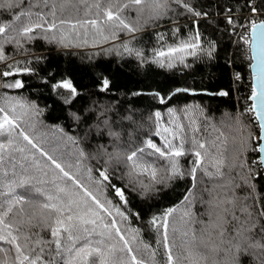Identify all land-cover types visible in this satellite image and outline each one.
Listing matches in <instances>:
<instances>
[{"label":"trees","instance_id":"1","mask_svg":"<svg viewBox=\"0 0 264 264\" xmlns=\"http://www.w3.org/2000/svg\"><path fill=\"white\" fill-rule=\"evenodd\" d=\"M15 2L19 7L0 10V26L11 24L15 28L27 23L28 17L20 16V20H16V16L29 11L33 14V21L43 16L51 23L53 17L50 13L55 4L58 27L48 32L40 28L35 29L30 35L36 38L31 41L26 37L19 38L22 48L17 46L15 40L8 39L15 35L12 29L0 35V46L7 58L0 61V70H13L16 67L23 70L25 66L34 69L31 73L22 71L13 76L0 77V82L11 83L20 79L24 83L21 89L0 87V97L27 101L42 110L39 115L29 113L23 118L24 122H21L20 128L16 129V146L25 147V152L12 151L11 156L5 154L4 162L0 164V192H7L8 185L13 181L18 182L20 175L34 177L32 183L37 184L39 180L50 181L54 173H59L46 157H42L27 141L19 137L21 129L36 143L45 140L46 143L41 146L49 154H53L52 147L60 144L54 154L57 159L71 160L74 163L79 150H83L85 157L81 161L79 174L83 178L82 182L94 190L104 191V195L112 200L113 205H116L118 198L113 199L109 194L111 190L105 189L103 185L89 182L88 168L92 169L93 180L99 178L98 170L107 168L109 173L114 172L113 183L124 184L127 177H121L126 169L122 165L117 166L115 161L112 166L107 165L108 153L123 155L148 139L158 146L163 145L164 137L171 139L172 132L177 134L173 143L178 144L179 136L186 134L189 140L195 137L204 142L208 149V155L204 157L196 172L195 181L191 176H185L183 180L170 183L160 193L151 197L141 194L139 184L135 188L129 184L126 192L128 204L125 207L131 214L125 211L127 220H124L112 210V216L116 218L122 233L128 238L129 232L125 230H139L134 233L136 239L132 248L138 258L144 259L148 264H166L165 243L172 248L174 256L178 252L186 254V247L196 252H204L208 260L203 264H213L214 261L216 264H232L234 256L237 255L239 264H264V248L254 246L264 243L261 235L257 234L259 224L264 223V218L257 215L264 211V169L260 161L257 138L260 130L255 118L246 114L252 107L250 97L253 94L250 25L256 18L264 19V13L251 12L250 4L258 6L259 0H187L193 12L171 4L173 10L159 20L148 19L145 12L140 19L144 30L135 34V40H131L130 34L120 31L115 39L107 41L102 36H97L91 25L85 26V37L84 28L78 26L73 31L68 24L60 25L59 21L93 19L98 11L102 17L101 10L107 6L108 0H99V10L94 7L97 0ZM124 2L126 0H114L117 7ZM5 3L6 0H0V4ZM115 10L114 7L113 11ZM194 12L207 15L195 16ZM121 15L128 17L131 22L136 19L137 13L133 8H126ZM229 16L233 20L231 24L228 23ZM47 26L44 24L45 28ZM61 30L68 37L63 43L58 42ZM197 31L200 33V44L204 51L197 57L186 56L185 63L188 67L177 62L172 69L161 68L154 63H143L139 58L123 51V44L131 40L130 46L141 49L151 60L153 46L157 49L163 46L164 50H167V45H178L181 41L193 37ZM157 32L164 34L163 40L155 39ZM54 33L56 39H52ZM45 36L48 39H45ZM85 39L87 43L84 42ZM209 50L210 56L206 54ZM8 65L12 68L7 67ZM237 75L239 79H236ZM104 77L113 84L110 91H101L99 88ZM61 80H71L77 88V95L71 98L70 103H65L64 100V97L69 96L67 90L52 89V84ZM176 88H189L191 91L177 94L173 97L176 103L170 102L168 105L160 104L152 95L155 92L167 94ZM219 90H227L229 95L220 97L206 94ZM169 107L186 108L188 111L177 113V116L173 117L168 113ZM17 111L22 112L23 109L18 107ZM156 111L161 112L158 121L154 115ZM73 113L79 116V119H75ZM33 123L34 130L28 127ZM165 127L171 131L163 132ZM57 128H62L63 134L57 132ZM60 137L63 139H58ZM67 137H74L77 144L73 145ZM5 140L6 137H0V142ZM185 147L189 148L190 143ZM201 152L204 150L201 149ZM30 153H35L42 165L50 166L43 170L48 173L47 176L32 167L30 160H22L23 156ZM219 158L224 160L221 169L223 177L216 175L215 161ZM178 159L184 170L193 166L194 157L190 153L186 152ZM20 163L29 168L27 173L22 171ZM203 168H207L213 176L204 175L201 171ZM70 171L75 172V169ZM5 172L7 175H4ZM139 179L144 183L149 182L146 176ZM68 183L71 184V181ZM37 187L51 190L52 184H37ZM15 191L19 194L23 190L17 187ZM188 192L192 193V216L181 220L180 213L186 207L184 197ZM233 198L234 203H228V200ZM37 199L44 201L43 196H38ZM101 199L103 200V197ZM244 205L250 206L248 211L253 213L252 217H248L243 211ZM24 208L25 216L17 215L19 208H15L6 222L14 223L31 217V224L25 223L21 227V233L30 237L27 241L28 247L35 249L31 256L34 258L40 249L44 248L42 260L45 264L53 257L56 264H59L62 257H55L54 251L52 256H49V249L54 250V244L36 243L37 240L53 239L47 225L53 222L55 213L27 204ZM169 208H177V212L168 217L169 239L165 242L163 228L157 230L150 221L154 217H162ZM121 211H124L123 207ZM232 213L239 217V221L233 219ZM209 214L212 224L209 222ZM101 215L105 223L112 219L106 213ZM162 223V219L157 220L158 225ZM252 223L256 224V228L247 232ZM214 224L223 227V237H219V229L215 228ZM205 226H208L212 234V239L205 241L207 247L199 239L201 229ZM173 228L176 230L173 231ZM190 229L195 230L197 240H192ZM238 229L242 231L241 236H237ZM185 232H189V235L185 236ZM14 235L19 233L14 232ZM94 238L99 239L98 236ZM17 243L21 246L26 243L22 235ZM145 244L148 245L147 249ZM237 244L242 249L239 253L234 247ZM0 248L5 249L0 251V264H18L13 245L0 241ZM213 248L215 251H212ZM183 264L189 262L185 260Z\"/></svg>","mask_w":264,"mask_h":264},{"label":"snow or ice","instance_id":"2","mask_svg":"<svg viewBox=\"0 0 264 264\" xmlns=\"http://www.w3.org/2000/svg\"><path fill=\"white\" fill-rule=\"evenodd\" d=\"M44 2L47 3L48 0H44ZM82 2H86V0H82ZM171 4H176L178 7L182 6L186 11L193 12L187 0H126V2L119 7L116 6L114 0H108L107 6L101 10L103 12L102 17L100 11H98L96 18L93 19L76 21L61 19L59 23L60 25L68 24L73 31H75L78 26L84 28L85 37L87 36V28L85 26L91 25L95 34L97 36H102L105 41L115 39L120 31L130 34L131 40H135V34L138 32L142 33L144 30L143 25L140 23L141 16L147 12L148 19L154 21L159 20L166 16L169 11L173 10ZM14 7H19L15 0H6L5 4H0V10H10ZM55 7V4H53V10L50 13L53 17L51 23H48L43 16L33 21L31 19L33 14L30 11L21 12L20 15L16 16V20H20V16H26L28 17V22L22 23L15 28L11 24L2 25L0 26V35H3L6 30L12 29L15 35L8 37V39L15 40L17 46L22 48L23 46L20 44L19 38L26 37L31 41L36 38L30 35L35 29L40 28L43 29L44 32H48L58 27L55 18ZM94 7L98 10L100 9L99 0L94 4ZM114 7L116 9L115 11H113ZM250 7L253 14L264 13V0H259L258 6L250 4ZM126 8L135 9L137 13L135 20L130 22L128 17L121 15ZM193 14L195 16L207 15V13L202 14L200 12H194ZM228 23H233L230 16L228 17ZM44 24L48 26L45 28ZM251 28L256 41L255 47L259 54V63L256 66L258 69L257 81L259 91L254 92L252 99L258 100L259 107L264 110V23L252 21ZM105 30H107V34H105ZM44 38L48 39L47 36ZM67 38V34L61 30L58 42L63 43ZM52 39H56L55 33ZM155 39L157 41L163 40L164 34L157 32L155 34ZM131 40L123 44V51L125 53L139 58L143 63H154L161 68L172 69L176 66L177 62L188 67L189 65L185 63L186 56L197 57L204 51L200 44V33L198 31L193 37L181 41L178 45H167V50H164L163 46L159 49L153 46V56L151 60L144 55L141 49L130 46ZM84 42L87 43V39H85ZM247 42L248 41H246V43ZM206 54L210 56L211 50ZM6 59L3 48L0 46V61H5ZM7 67L12 68L11 65ZM22 71L23 73H31L34 69L25 66L23 70L19 67L13 70H0V77L13 76L15 74H20ZM236 79H239L238 75ZM112 86V82L107 77L102 78L99 84L101 91H110ZM0 87L21 89L24 87V83L22 80L16 79L11 83L0 82ZM52 89H64L68 91L69 96L64 97L65 103H70L71 98L77 95V88L73 85L71 80L58 81L52 84ZM190 91L189 88H176L167 94L162 95L160 92H155L152 95L160 104L168 105L170 102L176 103L173 97L177 94L188 93ZM136 94L139 95L140 93ZM206 94L226 97L229 95V91L219 90L214 93ZM18 107L23 109V111L18 112ZM41 111L42 110L38 109L35 104L30 102L0 97V114H2L0 115V137H6L4 142H0V164H3L5 154L11 156L12 151L25 152V147L16 146V141L18 139L16 129L20 128L21 122H24L23 118L29 113L39 115ZM187 111L188 109L186 108H168L169 115L173 117L177 116V113H186ZM154 115L157 121L161 118L160 111H156ZM257 115H261V113L258 112ZM73 116L75 119H79V116L75 113H73ZM28 127L34 130L35 124H30ZM260 128L264 129V120H262ZM56 131L63 134L62 128H57ZM170 131L171 130L167 127L163 128V132L165 133ZM157 135H159V133H157ZM19 137L27 141V143L31 145L33 149H36L42 157H46L47 161H50L51 165L54 166L56 170H59V173H54L50 181H37V184L51 183V190H44L37 187V184H33L32 181L35 179L34 177L20 175L18 182L13 181L12 184L8 185L7 192H0V241H4L15 247V259L18 264H38V262L39 264H45L42 260L44 248H41L40 252L33 258L31 252L35 249L29 248L27 244L30 237L27 234L21 233V227L25 223L31 224V217L27 220L21 219L19 222H6L9 214L12 213L15 208H19L17 215L21 217L25 216V204L33 208L46 209L49 210L50 213H55L53 222L47 225L53 239L50 241L37 240L36 243L54 244V250L49 249V256L51 257L54 251L55 257H62L59 264H148L144 259L138 258L132 248V244L135 243L136 239L134 233L139 230H125L129 232V237L126 238L116 218L112 216V210H115L117 216L127 220L125 211L131 214L130 210L125 207L128 204L126 192L129 184L132 185L133 188L139 184L141 194L150 197L155 196L160 193L164 187L169 186L172 182L183 180L185 176H191L192 180L195 181L196 172L200 168L204 157L208 155V149L205 143L197 140L195 137L189 140L186 134L181 135L179 136V143H173V141L177 139V134L175 132H172L171 139L167 136L164 137L163 145L158 146L153 140L148 139L123 155L120 153H108V159L106 160L107 165L112 166V162L115 161L117 166L122 165L123 168L126 169L124 176L121 177V179L127 177L125 183L121 185L113 183L114 172L109 173L107 168L98 170L99 178L95 180H93L91 175L92 169L88 168L87 179L89 182L95 183L98 186L103 185L105 189H110L111 192L109 194L113 199L118 198L116 205H113L112 200L104 195V191L100 189L94 190L82 182L83 178L80 177L79 174L81 171V161L85 157L83 150H79L76 160L73 163L71 160H63L62 158L57 159L54 157V154L60 148V144H56L52 147L51 151L53 154H49V152L45 151L41 146L46 143L45 140L36 143L23 129L20 130ZM37 139H39V137H37ZM58 139H63V137ZM67 140L73 145L77 144V140L74 137H67ZM189 143L190 147L186 149L185 145ZM201 149L204 150L203 153ZM259 151L264 152V147H261ZM186 152L194 157L192 161L193 166L188 170L181 168L178 159L184 156ZM13 159L15 158L13 157ZM22 160H30L32 167L42 171L44 176L48 175V173L43 170L50 166L48 164L42 165L41 161L36 158L35 153L23 156ZM261 163H264V160H261ZM223 165L224 160L222 158L215 161L217 176H224L221 170ZM13 167L15 166L13 165ZM20 168L24 173L29 171V168L25 167L23 163H20ZM71 169H75V172L70 171ZM201 171L204 175L209 177L213 176L212 173L208 172L207 168H203ZM4 175H7V172H5ZM142 176H146L149 182L144 183L143 180H140L139 177ZM57 181L61 182L58 183ZM68 181H71V184H69ZM17 187L23 190L19 194L15 191ZM225 187H228V185H225ZM235 187H239V185H235ZM205 190L210 191L208 189ZM5 196L8 198L5 199ZM38 196H43L44 201L37 199ZM101 197H103V200ZM191 197V192H188L184 197L186 207L180 213L181 220H185V218H190L192 216L190 211V206L192 204ZM234 199L235 198L229 199L228 203H234ZM122 207L124 211H121ZM249 207V205H244L243 211L248 217H252L253 213L248 211ZM175 212H177V208H169L165 210L162 217H154L152 221H150V224L156 226L157 230L161 227L163 228V240L165 242L169 239L168 217L172 216ZM101 213H106L109 217H112L111 221L105 223ZM257 215L264 218V211H260ZM232 217L234 220L239 221V217L235 216L234 213H232ZM159 219H162L163 223L158 225L157 220ZM209 222L212 224L211 214H209ZM89 225H91V227H89ZM213 226L219 229V237H223V227L218 224H214ZM254 228H256V224L252 223L246 231L252 232ZM175 230L176 229L173 228V231ZM189 231L191 232L192 240H197L195 230L190 229ZM14 232L19 233V235H14ZM241 234V229H238L237 236H241ZM257 234L261 235V240L264 241V223L259 224ZM21 235L26 241L23 246L17 243ZM184 235L188 236L189 232H185ZM97 236L99 239L94 238ZM199 239L201 243L207 247L205 241L212 239V234L209 232L208 226L201 229V236ZM233 239H235V237H233ZM254 246L264 248V243L255 244ZM144 247L147 249L148 245L145 244ZM165 247L167 248L166 264H183L185 260H187L189 264H203V262L208 260V256L204 252H196L190 247L185 248L186 254L178 252L175 256L173 255L172 248L169 247L167 243H165ZM234 247L237 253L242 250L239 244ZM25 249H28V251L26 252ZM0 251H5V249L0 248ZM212 251H215V248H213ZM152 255H154V253ZM47 264H56L54 257L47 261ZM213 264H216V262L214 261ZM232 264H239L238 255L234 256Z\"/></svg>","mask_w":264,"mask_h":264},{"label":"water","instance_id":"3","mask_svg":"<svg viewBox=\"0 0 264 264\" xmlns=\"http://www.w3.org/2000/svg\"><path fill=\"white\" fill-rule=\"evenodd\" d=\"M260 23H264V22H260ZM250 35H251L250 54H251V59H252L251 75H252V87H253V94H254V92L259 91L258 81H257L258 69L256 67L259 63V54H258V50L255 47L256 41H255L254 36H253L252 28L250 29ZM253 94L250 97V101H251L252 109L255 113V117H256V120L258 122L259 130H260V137H259V139H260L259 140V149H260L261 147H264V129L260 128V124H261L262 120H264V110H262L259 107L258 100L252 99ZM258 112H260L261 115H257ZM259 154H260V161L264 160V152L259 151ZM262 166L264 169V163H262Z\"/></svg>","mask_w":264,"mask_h":264},{"label":"built area","instance_id":"4","mask_svg":"<svg viewBox=\"0 0 264 264\" xmlns=\"http://www.w3.org/2000/svg\"><path fill=\"white\" fill-rule=\"evenodd\" d=\"M253 21H255L256 23H260V22H263L264 19H263V18H256V19H254ZM250 43H251V42H249V45H250ZM246 114L251 115L252 117L255 118L254 111H253L252 107L246 111ZM255 121H256V120H255Z\"/></svg>","mask_w":264,"mask_h":264},{"label":"rangeland","instance_id":"5","mask_svg":"<svg viewBox=\"0 0 264 264\" xmlns=\"http://www.w3.org/2000/svg\"><path fill=\"white\" fill-rule=\"evenodd\" d=\"M252 23V22H251ZM256 122V121H255ZM259 139V136L257 137Z\"/></svg>","mask_w":264,"mask_h":264}]
</instances>
